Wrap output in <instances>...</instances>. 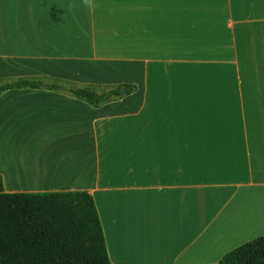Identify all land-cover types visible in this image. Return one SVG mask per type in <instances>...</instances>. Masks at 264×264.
I'll use <instances>...</instances> for the list:
<instances>
[{
    "label": "crops",
    "instance_id": "1",
    "mask_svg": "<svg viewBox=\"0 0 264 264\" xmlns=\"http://www.w3.org/2000/svg\"><path fill=\"white\" fill-rule=\"evenodd\" d=\"M18 78L135 86L0 95L5 192H88L112 264H224L264 236V0H0Z\"/></svg>",
    "mask_w": 264,
    "mask_h": 264
},
{
    "label": "trees",
    "instance_id": "2",
    "mask_svg": "<svg viewBox=\"0 0 264 264\" xmlns=\"http://www.w3.org/2000/svg\"><path fill=\"white\" fill-rule=\"evenodd\" d=\"M27 87L64 92L94 107L135 89L18 78L0 80V95ZM221 262L264 264V236L233 249ZM0 264H112L94 198L85 191L7 193L0 176Z\"/></svg>",
    "mask_w": 264,
    "mask_h": 264
},
{
    "label": "rangeland",
    "instance_id": "3",
    "mask_svg": "<svg viewBox=\"0 0 264 264\" xmlns=\"http://www.w3.org/2000/svg\"><path fill=\"white\" fill-rule=\"evenodd\" d=\"M9 80H14V79H9ZM43 81H45V82H60V83H62V84H64V85H71V86H85V85H80V84H73V83H68V82H65V81H62V80H54V79H49V78H43L42 79Z\"/></svg>",
    "mask_w": 264,
    "mask_h": 264
},
{
    "label": "water",
    "instance_id": "4",
    "mask_svg": "<svg viewBox=\"0 0 264 264\" xmlns=\"http://www.w3.org/2000/svg\"><path fill=\"white\" fill-rule=\"evenodd\" d=\"M123 93H127V89L126 88H123Z\"/></svg>",
    "mask_w": 264,
    "mask_h": 264
}]
</instances>
